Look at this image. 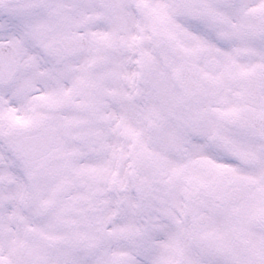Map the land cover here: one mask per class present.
Segmentation results:
<instances>
[{
	"label": "snow or ice",
	"instance_id": "snow-or-ice-1",
	"mask_svg": "<svg viewBox=\"0 0 264 264\" xmlns=\"http://www.w3.org/2000/svg\"><path fill=\"white\" fill-rule=\"evenodd\" d=\"M0 264H264V0H0Z\"/></svg>",
	"mask_w": 264,
	"mask_h": 264
}]
</instances>
